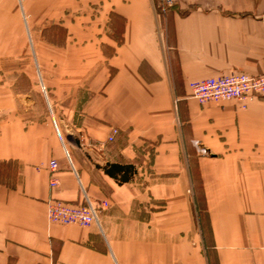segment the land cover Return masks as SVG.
Segmentation results:
<instances>
[{
	"label": "crops",
	"instance_id": "1",
	"mask_svg": "<svg viewBox=\"0 0 264 264\" xmlns=\"http://www.w3.org/2000/svg\"><path fill=\"white\" fill-rule=\"evenodd\" d=\"M172 2L161 11L165 0H0V264H264V96L201 104L190 85L264 74V0ZM25 18L69 19L68 50L113 68L93 79L78 129L105 142L103 162L69 160L58 125L29 119V94L19 90L31 76ZM108 163L135 172L120 182ZM85 194L108 202L98 222L48 219L49 200L80 204Z\"/></svg>",
	"mask_w": 264,
	"mask_h": 264
},
{
	"label": "rangeland",
	"instance_id": "2",
	"mask_svg": "<svg viewBox=\"0 0 264 264\" xmlns=\"http://www.w3.org/2000/svg\"><path fill=\"white\" fill-rule=\"evenodd\" d=\"M168 5L169 4L166 2L163 3L160 5V10L166 11L165 9ZM78 21L80 22V25L83 26L92 24L89 20ZM81 21L84 22L81 23ZM69 22V19L54 20L39 18L30 20V23H27L25 18V24L28 31V35L25 36V38L26 40L27 38L29 39L31 48L28 54L31 65V76L28 84H19V90L29 94V119L31 121L45 119L49 122H54L55 125L57 124L59 134L62 138L63 144L65 145L67 158L69 160L70 158H73L74 160L77 159L82 162L83 165H91V163L95 164L97 160H99V162H103V159H101V151L106 150L107 146H105V142H93L90 138L85 136L83 131H79L78 129L83 123V110L85 108V102L93 92L89 89L91 84H93V79L97 76V78L101 80L103 74H112L113 68L104 65L102 62L94 65L93 61L97 60L99 57H94L92 52L90 54V52L87 51L70 52L68 50L65 45L70 41H73L71 40L72 38L69 34V30L67 29ZM121 24V20L117 18L112 19L111 26L115 28L114 31L119 32L121 30ZM94 27H97V23L94 24ZM114 35L117 38H120V34ZM90 37H94V40L97 39L96 35ZM79 41L80 43H83V41L87 42L86 36H82ZM34 45L35 47L38 46L40 50H34ZM105 51L108 54L112 53L111 47L109 46H106ZM38 55H40L39 57L41 60H45L43 74L38 69L39 67H37ZM59 59L62 60V68L60 71L55 70L54 68V66L57 67V65H60L59 61H56L55 63V60ZM71 61H76L77 66L73 67L72 65V67H70ZM55 87H59L60 91L56 93L57 99L54 103L53 95H55ZM114 130L118 131L116 135L119 133L118 128L113 127L107 137V142L112 141L109 138L115 135L113 132ZM94 146H97L99 150L91 149L94 148ZM192 167L196 170V163L191 164V168ZM58 168L59 164L56 166L55 170H52L50 164V171L52 173L50 182L52 178H56L59 183V179L55 175ZM194 175L195 183L193 184V192L195 194L193 196V200L195 204H198L201 207L203 206L201 201L203 194L201 184L198 178H196L197 171H194ZM47 206L48 219L50 220L49 211L52 210L51 200L47 202ZM202 212L199 211V214L203 215ZM205 225L207 224L205 223ZM205 229L208 233L209 230L207 226Z\"/></svg>",
	"mask_w": 264,
	"mask_h": 264
},
{
	"label": "built area",
	"instance_id": "3",
	"mask_svg": "<svg viewBox=\"0 0 264 264\" xmlns=\"http://www.w3.org/2000/svg\"><path fill=\"white\" fill-rule=\"evenodd\" d=\"M190 85L193 96L201 104L231 99L245 102L258 96H264V74L252 75L236 72L209 76L194 81ZM113 132L116 135L118 131L114 130ZM114 136L109 139L113 140ZM57 165V162L53 160L51 162L52 170H55ZM50 184L52 187H56L59 183L56 178H52ZM99 206L100 203L92 202L89 198L84 199L80 204L53 199L51 200L52 210L49 211V218L54 224L77 223L87 226L97 221Z\"/></svg>",
	"mask_w": 264,
	"mask_h": 264
},
{
	"label": "trees",
	"instance_id": "4",
	"mask_svg": "<svg viewBox=\"0 0 264 264\" xmlns=\"http://www.w3.org/2000/svg\"><path fill=\"white\" fill-rule=\"evenodd\" d=\"M103 169L105 173L109 174L120 182L129 181L135 172V168L132 164L108 163ZM197 208L200 209V206H197ZM199 219L201 222L202 218L199 217Z\"/></svg>",
	"mask_w": 264,
	"mask_h": 264
},
{
	"label": "bare ground",
	"instance_id": "5",
	"mask_svg": "<svg viewBox=\"0 0 264 264\" xmlns=\"http://www.w3.org/2000/svg\"><path fill=\"white\" fill-rule=\"evenodd\" d=\"M165 2L166 3H168L169 5L167 6V8L170 6V5H172L173 4V2H172V0H165ZM167 8H166V10H167ZM236 73V72H235ZM223 75V74H222ZM204 79V78H203ZM196 81H198V80H196ZM191 95H192V97H194L193 96V94H192V90H191ZM195 98V97H194ZM196 99V98H195ZM197 100V99H196ZM198 101V100H197ZM199 102V101H198ZM200 103V102H199ZM201 148V147H200ZM201 153H206V149H204V148H201V151H200ZM86 198H89L86 194L84 195V199H86ZM90 199V198H89ZM91 200V199H90ZM107 206H108V202H107V200H103V201H101L100 202V206H99V211H98V215H97V221L96 222H98L99 221V214H100V211H101V209H103V208H107ZM77 224V223H76Z\"/></svg>",
	"mask_w": 264,
	"mask_h": 264
}]
</instances>
